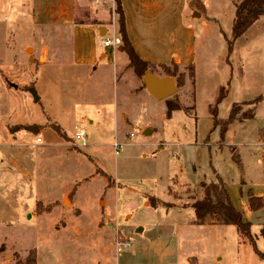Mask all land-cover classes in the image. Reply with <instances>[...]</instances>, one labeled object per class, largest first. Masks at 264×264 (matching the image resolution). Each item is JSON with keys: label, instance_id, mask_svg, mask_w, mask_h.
<instances>
[{"label": "rangeland", "instance_id": "374dc122", "mask_svg": "<svg viewBox=\"0 0 264 264\" xmlns=\"http://www.w3.org/2000/svg\"><path fill=\"white\" fill-rule=\"evenodd\" d=\"M113 1L111 9L109 0H88V5L79 6L76 21L99 22L103 36L109 30L108 38L114 39L119 36L120 15L116 11V1ZM209 2L230 39L232 25L229 29L228 10L223 7L225 1ZM249 33L248 38H243L236 46L234 55H229L228 38L220 31L208 32L209 61L199 68L196 82L194 77L183 95L182 87H177L179 91L170 98L173 105L196 106L197 119L191 120L184 112L177 113L172 119L167 117V120L163 118L168 112L165 104L136 95L137 92L117 96L108 82L98 78L85 80L84 72L78 73L64 65L54 67L51 77H43L40 73L47 68L42 66L46 57L39 58L42 51L39 54V49H30L25 53V49L32 45L25 42L11 63L13 54H10V48L7 51L2 46L0 38V98L3 97L0 105L10 108L12 113L0 123L5 136L12 138L23 128L27 130L33 115H42L44 110L52 118L35 123L41 135L28 131V136L52 145L43 153L35 152L36 166L44 175L36 193L40 200L47 202L37 203L34 216L42 219L34 225L27 221L26 208L31 209L35 203L28 194L27 181L18 185L19 194L21 190L24 192L21 200L15 199L17 187L14 193H1L0 190V240L8 237L12 252L3 263L116 264L117 259L133 255L134 261L142 264H168L181 247L200 264H264L236 227L195 224V228L188 232L190 241L186 246L179 244L173 238L176 224L193 221L196 216L191 208L170 209L174 204L189 202L191 198L202 199V185L217 182L219 177L233 206L242 212L245 221L251 223L257 249L264 251L261 236L264 206L256 211L250 207L255 198L264 201V127L259 130L258 142V128L264 123V20ZM65 40L61 44L64 50L66 48V55L71 43L68 37ZM38 45L42 46V43ZM131 69L130 89L136 83L135 77L143 84L146 76L169 77L156 66H151L145 76H138ZM170 69L174 77L169 78H173L176 84L181 75H184V85L190 81L188 70L181 73L183 69L174 72V68ZM232 69L234 81L230 86L234 100L255 99L251 102L256 107L255 119L247 123L234 121L222 141L221 127L214 129L210 109L219 94L218 86L224 82L222 85L226 89L229 87L227 81L231 79ZM34 90L42 100L35 98ZM93 101L127 106L129 122L98 127L72 120L70 114L80 113L84 110L83 104ZM246 105H235L238 116L242 112V119L252 118L254 114L255 108ZM218 108L221 110L219 120L221 116L228 117L230 107L219 105ZM57 122L65 126L69 136L76 132V128L86 127L91 151L74 144L73 138H68ZM147 127L149 130L145 133ZM61 143L73 157L66 155ZM116 143L125 144L119 156L115 154ZM28 153L25 152L24 156ZM143 194L148 195L149 205L153 197L166 205L157 210L147 209L143 206ZM128 241L132 247L124 251L121 244ZM13 245L21 250L12 248ZM6 249L2 244L0 255Z\"/></svg>", "mask_w": 264, "mask_h": 264}, {"label": "crops", "instance_id": "0c3cea01", "mask_svg": "<svg viewBox=\"0 0 264 264\" xmlns=\"http://www.w3.org/2000/svg\"><path fill=\"white\" fill-rule=\"evenodd\" d=\"M224 1L225 4L223 7L228 10L230 18L229 29L232 25L233 30L234 20L236 17V5L243 0ZM113 2V0H109L111 9L114 5ZM88 4V0H0V38L3 40L2 46L7 51L10 48V51L12 52L10 54H13L10 60L11 63L16 57L15 53L18 54L19 47L22 44L24 45L25 42H30L32 45L25 49V53H28L30 49L33 51L39 49V54L42 51V55L39 57L40 60L43 55L46 57V61L42 66L47 69L40 73L43 77H51L53 75L52 70L54 67L64 65L75 69L78 73L84 72L85 78L83 79L85 80L98 78L102 81L108 82L113 86L117 96H119V93L120 95L122 94V97H124L125 95H129L130 91L132 93L137 92L136 95L153 98L154 100L167 106L166 100L172 97L164 100L153 97L147 88V76L144 78L146 79L145 84H143V81H140V79L135 77L134 80H136V83L134 84L133 89L129 88V76L133 75V72L129 65L130 61L125 57L127 55L120 50L122 44L115 48H106L102 50L103 40L109 39V30L107 31V35L103 36L102 25L99 22L76 21L79 6L84 7ZM122 5L126 16L128 36L138 56L143 61L156 67L166 65L167 67L173 68L174 64H176L178 69H183V72L181 73H185L187 69L192 66L195 70V82L199 74V68H201L205 62L209 61L210 48L206 43V35L208 32L217 33L220 31L226 38H228L222 29L221 20L211 10L209 0H122ZM112 17L113 16L111 15V18ZM262 20H264V17H261L255 25L260 23ZM114 26L115 24L113 25L115 32L116 29ZM252 28L250 30H252ZM250 30L235 42L231 55H234L236 46L242 41V39L248 38L247 36L250 34ZM19 34H28L29 36L28 38L18 37ZM47 35H49V38L46 37ZM65 37H68L71 43V45L68 46V53H66V55V48L64 50L62 48L63 45L61 44L66 42ZM116 37L119 36L116 35ZM13 39H15V41H13ZM38 43H42V46H36ZM111 58L112 60H110ZM98 60H100V62ZM110 66H112V70H110ZM233 72L234 70L232 69V75L229 81L225 78V83L227 81L229 87L227 88V96L225 100L220 104L221 106L230 107L229 115L228 117L221 116L220 119L222 121L228 120L235 105L247 103V108H255L253 117L243 120L241 112V114L237 117V120H235L237 123H247L255 119L256 107L255 104L251 103L255 99L241 101L234 100L233 89L232 86H230L234 81ZM157 78L165 79L169 77L157 76ZM38 81L39 79H37V83ZM191 81L192 79H190L189 82L187 80L185 85L181 88L182 95L185 91H187V89H189L188 86ZM222 84L218 86L220 88L219 93L221 88L225 87ZM178 91L179 90L177 88L176 93ZM32 94L36 99H39V101L42 100L41 96L37 95L36 90L32 91ZM99 94H101V91L98 95ZM218 96L216 97V100ZM97 99H100V97L97 96ZM124 102H126V100L123 98V103ZM0 103H3V100H1ZM83 105L84 110L80 113L76 112V114H73V112L70 114L73 116L72 120L75 122L80 121L81 125L84 123L88 126L95 124L98 127H104L112 124L119 126L122 122H129L130 114L127 106L124 107L119 104L110 105L107 104V102L100 101H93L92 103H85ZM181 106L184 109H189V111H175L172 113L171 119L179 112H184L190 120L193 118L197 119L196 106L190 107L183 104H181ZM220 111V108H218V116ZM10 114H12L10 108L0 105V123ZM163 118L168 120L167 115L163 116ZM51 119L52 118L45 110L42 111V115H33L32 119H30L31 126H29L27 130L23 128L21 131L13 134L12 138L5 136L0 125V190L1 193H9L10 191L11 193H14L15 187H17V197L15 196V199L21 200L24 197V192L21 190L19 194L18 185L22 186V184L24 185L27 183L26 188H28V194H30L32 200L35 202L34 207L31 209L26 208L27 221H29L32 225L37 224L36 222H38L39 219H42L39 216L35 217L34 213L37 209V203L43 201L39 199L36 189L38 191V183L44 179V175L41 173L42 170L38 169L36 166L37 156L35 152L40 151L43 153L46 148H49L52 145L49 142H44L43 139L41 143H38L34 136H28V131L34 132L32 130L34 127H37L35 123L40 122L41 120L46 121ZM25 124L26 123H21V125ZM57 124L62 128L68 138H74L75 133L79 130V128H76V132L69 136L65 126H62L59 122H57ZM229 127L230 125L228 126L227 132L229 131ZM263 127L264 123L258 128V142L259 130ZM81 128L84 127L82 126ZM38 129L37 133L39 134L40 128L38 127ZM84 129H86V127ZM147 130H149L148 127L145 129V133H147ZM39 135H41V132ZM61 145L63 144L61 143ZM87 147L88 150L91 151L89 144ZM64 149L66 152L65 146ZM25 152H29L26 157L24 156ZM66 155L73 157V155L69 152H66ZM41 156H39V160L41 159ZM147 196L148 195L143 194V206L147 209L153 208L149 205ZM189 200V202L174 204V207L170 209L191 208L194 211L192 204L196 200L192 198ZM164 205L166 204L160 201L158 207L153 209L157 210L159 207ZM128 218H131V215H129ZM195 222L196 217L193 221H189L187 223H177L176 229H174L176 233L173 238H175L179 244L186 246V244L190 241L188 239V232L195 228ZM206 225L229 228L235 227L233 225L210 223L199 226ZM8 226H13V224H8ZM139 231L143 232L144 229H139ZM241 237L245 238L242 235ZM39 239L42 238L40 237ZM10 242L11 241L8 237H4L0 240V247L2 244H5L7 248L5 252L0 255V264H4L3 261L10 258L12 253L10 250ZM14 247L17 246L13 245L12 248ZM18 250L21 249L18 248ZM136 252H138V250ZM134 258L135 256L133 255L119 258L117 259L116 264H142L138 261H134ZM38 261L40 263L39 258ZM262 261L264 262V260ZM144 264L155 263L146 262ZM168 264L200 263L196 257H193L190 253L187 254L185 252V248L179 247L176 257H173L172 261Z\"/></svg>", "mask_w": 264, "mask_h": 264}, {"label": "trees", "instance_id": "16d2710c", "mask_svg": "<svg viewBox=\"0 0 264 264\" xmlns=\"http://www.w3.org/2000/svg\"><path fill=\"white\" fill-rule=\"evenodd\" d=\"M115 1L117 4L116 11L120 15L119 37L122 42V51L127 55L130 61L129 65L134 69L136 74L138 76H145L150 71L152 65L143 61L136 53L128 36L126 16L122 5V0ZM261 17H264V0H243L236 5V17L234 20L232 37L230 39H226L228 43L229 55H231L233 52L235 42L244 34H246L255 25V23L260 20ZM160 68L167 72L169 77H174V75L171 74L172 70L170 67L161 65ZM173 68V72L178 70L176 64H174ZM187 70L189 72V78L193 80L195 77L194 68L191 66ZM183 81L184 75L179 76L177 87H183ZM226 96L227 89L226 87H222L215 105L211 107V114L214 120V129L218 126L221 127L222 141L225 139L228 126L237 120L238 117V114L236 113L237 106H234L228 120L222 121L218 119V106L225 100ZM166 101L168 106V118H171L172 113L175 111H189V109H184L181 104L173 105L170 99ZM202 186L204 187V197L200 200H196L192 204V208L194 209L196 216L195 224L205 225L210 223L235 226L239 233L249 240L256 254L262 260H264V251L261 252L257 249L255 239L251 234V223L245 221L242 212L238 211L233 206L223 181L218 177L217 182ZM257 200H260V198L251 200L250 207L253 211L259 210L264 206V201L261 200L259 204H255ZM159 203L160 201L154 197L150 200V205L153 208H157ZM261 236L264 238V227L261 230ZM34 263H36L35 260Z\"/></svg>", "mask_w": 264, "mask_h": 264}, {"label": "water", "instance_id": "95a60500", "mask_svg": "<svg viewBox=\"0 0 264 264\" xmlns=\"http://www.w3.org/2000/svg\"><path fill=\"white\" fill-rule=\"evenodd\" d=\"M147 88L150 94L160 100L172 97L177 91V84L173 78L158 79L147 77ZM38 127H34L32 131L37 133Z\"/></svg>", "mask_w": 264, "mask_h": 264}, {"label": "built area", "instance_id": "2783aa9c", "mask_svg": "<svg viewBox=\"0 0 264 264\" xmlns=\"http://www.w3.org/2000/svg\"><path fill=\"white\" fill-rule=\"evenodd\" d=\"M102 43H103V46L106 48L118 47L120 44H122L121 39L119 37H115L114 39H105V40H103ZM87 136H88V134H87L86 129H84V128L79 129L74 135V138H73L74 144H76L77 146H81V147H87L88 146ZM37 142L41 143L42 139H38ZM263 146H264V142H263ZM114 148H115V154L117 156H119L121 151L124 148V145L116 143ZM263 152H264V147H263ZM121 245L124 246V251L129 250L132 247V243L129 241L124 243V244H121Z\"/></svg>", "mask_w": 264, "mask_h": 264}]
</instances>
